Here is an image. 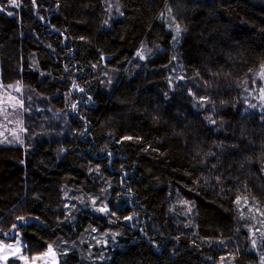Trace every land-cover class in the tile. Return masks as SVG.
<instances>
[{"label": "trees", "instance_id": "1", "mask_svg": "<svg viewBox=\"0 0 264 264\" xmlns=\"http://www.w3.org/2000/svg\"><path fill=\"white\" fill-rule=\"evenodd\" d=\"M17 4L0 1V83L38 100L24 143L0 146V240L72 246L59 264H260L239 211L264 209V113L240 86L264 65V0ZM107 231L114 249L85 258Z\"/></svg>", "mask_w": 264, "mask_h": 264}, {"label": "rangeland", "instance_id": "2", "mask_svg": "<svg viewBox=\"0 0 264 264\" xmlns=\"http://www.w3.org/2000/svg\"><path fill=\"white\" fill-rule=\"evenodd\" d=\"M6 5V9L13 10L11 0H0ZM107 23L106 28L116 18L121 16L119 8L113 2H109L106 8ZM168 15V14H167ZM166 30L173 36V46H175L181 36V29L176 25L168 15L166 20ZM179 29V35L177 34ZM151 55V50L143 46L138 52L137 57L140 60H146ZM176 67L171 68V74L176 76ZM264 72V65L257 71L251 74L240 86V102L242 112L264 113V77L261 73ZM108 76V73H104ZM35 99L31 94H26L23 86L20 83H15L9 86H2L0 83V146L22 145L25 140L26 127L28 121L27 116H30L29 105L34 103ZM73 111V110H72ZM36 113L41 115L38 109ZM54 117L67 120V115L55 113ZM98 200L89 199L88 208L94 214H104L108 211V206L105 203L98 204ZM84 203V202H82ZM83 205V204H82ZM98 205V207L96 206ZM84 208H86L84 206ZM240 223L244 226V230L249 237V251L257 255L260 264L264 261V209L258 207L253 202L246 201L241 204L239 211ZM129 221L128 223H130ZM114 234L105 232L88 240V249L85 250V258L90 261H95V256L101 258L104 252L109 248L114 249ZM95 247V251L94 248ZM72 249L70 245L56 244L49 248L43 254L31 258L23 254V244L20 241V236L17 233H11L6 236V240H0V264H59L60 254L68 253ZM104 259V258H103ZM218 264H233L231 260H222Z\"/></svg>", "mask_w": 264, "mask_h": 264}, {"label": "snow or ice", "instance_id": "3", "mask_svg": "<svg viewBox=\"0 0 264 264\" xmlns=\"http://www.w3.org/2000/svg\"><path fill=\"white\" fill-rule=\"evenodd\" d=\"M12 6L18 7L17 0H11ZM3 9H0L2 11ZM12 13H9L11 15ZM177 34L179 35V29H177ZM261 76L264 77V72L261 73ZM262 264H264V261H262Z\"/></svg>", "mask_w": 264, "mask_h": 264}]
</instances>
